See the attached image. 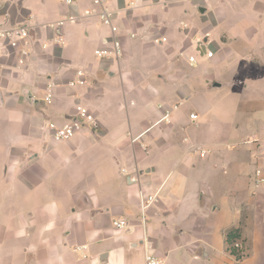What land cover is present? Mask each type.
Returning <instances> with one entry per match:
<instances>
[{
    "label": "crops",
    "instance_id": "crops-1",
    "mask_svg": "<svg viewBox=\"0 0 264 264\" xmlns=\"http://www.w3.org/2000/svg\"><path fill=\"white\" fill-rule=\"evenodd\" d=\"M103 2L118 60L94 56L110 37L90 3L0 0L30 36L24 65L0 58V264H264V0ZM76 105L97 129L54 142Z\"/></svg>",
    "mask_w": 264,
    "mask_h": 264
},
{
    "label": "built area",
    "instance_id": "built-area-1",
    "mask_svg": "<svg viewBox=\"0 0 264 264\" xmlns=\"http://www.w3.org/2000/svg\"><path fill=\"white\" fill-rule=\"evenodd\" d=\"M58 2L67 5L75 6L81 2L90 3V7L83 10V16L86 18L97 17L99 22L108 29L110 40L103 41V48L96 49L94 56L99 59H115L118 60L122 57L121 41L118 35V28L114 23L113 11L103 2V0H57ZM208 2L210 0H200ZM130 7L134 8L135 4L130 3ZM74 16H67L63 20L57 23V27H60L64 22L74 23L76 22ZM133 38L134 35H131ZM165 42V39L160 40ZM30 55V36L29 29L26 25H15V26H3L0 25V58L15 57L17 64L22 66L25 64L27 58ZM208 58L212 57L211 52H207ZM189 62L193 63L194 59L189 58ZM86 77L82 70L76 71V78L69 82V87H80L86 85ZM50 94L45 97V102H49ZM167 118V115L164 116ZM189 118L194 120L196 115L190 114ZM89 128L95 131L98 127L96 118L84 107L80 105L75 106V117L68 120L61 126H57L54 123H47L45 126V132L49 134L54 142L68 141L77 133L81 128ZM125 173V170H122ZM253 185L255 188L264 185V166L256 167L253 174ZM157 196H140V209L141 211L146 210L151 204L156 201ZM113 225L119 230L127 229V224L122 221H114ZM234 249L241 250L242 245L239 242H235L233 245ZM144 264H163L162 260L153 255L147 253L144 259Z\"/></svg>",
    "mask_w": 264,
    "mask_h": 264
},
{
    "label": "rangeland",
    "instance_id": "rangeland-1",
    "mask_svg": "<svg viewBox=\"0 0 264 264\" xmlns=\"http://www.w3.org/2000/svg\"><path fill=\"white\" fill-rule=\"evenodd\" d=\"M2 113H1V111H0V115H1ZM243 252H244V249H242V251L240 252V253H237V256L238 257H235L236 259V262H239L240 260H242V257H244V255H243ZM176 259V256H175V254H171V255H169L168 256V258H167V261H166V264H172L173 263V260H175ZM195 262H197V261H195ZM197 264V263H196ZM200 264V263H199ZM202 264H211V263H208V262H205V263H202ZM237 264H239V263H237Z\"/></svg>",
    "mask_w": 264,
    "mask_h": 264
},
{
    "label": "trees",
    "instance_id": "trees-1",
    "mask_svg": "<svg viewBox=\"0 0 264 264\" xmlns=\"http://www.w3.org/2000/svg\"><path fill=\"white\" fill-rule=\"evenodd\" d=\"M236 238H237V237H236ZM236 238H234V239H236ZM234 241H235V240H231L230 245H231V248H232V250H233L232 252H233L234 254H236V257H238V256H237V253H238V252H237V253L234 252V251H235V250H234V247H233V245H234L233 242H234ZM230 245H229V246H230Z\"/></svg>",
    "mask_w": 264,
    "mask_h": 264
},
{
    "label": "water",
    "instance_id": "water-1",
    "mask_svg": "<svg viewBox=\"0 0 264 264\" xmlns=\"http://www.w3.org/2000/svg\"><path fill=\"white\" fill-rule=\"evenodd\" d=\"M214 87H219V85L218 84H214Z\"/></svg>",
    "mask_w": 264,
    "mask_h": 264
}]
</instances>
